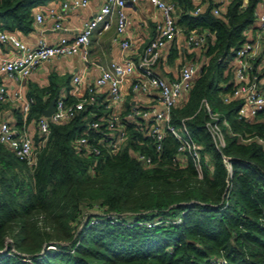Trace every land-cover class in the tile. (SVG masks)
<instances>
[{
  "label": "trees",
  "instance_id": "trees-1",
  "mask_svg": "<svg viewBox=\"0 0 264 264\" xmlns=\"http://www.w3.org/2000/svg\"><path fill=\"white\" fill-rule=\"evenodd\" d=\"M45 1L0 0V28L32 30L34 8ZM171 1L183 33L206 32L199 72L171 109V122L184 120L202 144V174L189 154L175 159L174 134L166 132L155 149L132 121L117 150L77 151L72 140L93 116L87 109L50 122L35 166L0 141V264H264V146L257 139L264 135V108L247 119L238 113L239 98L224 97L260 0H227L219 12L213 10L219 0H206L197 12L193 0ZM177 49L171 46L170 60ZM29 94L27 120L51 98H75L52 77ZM14 113L21 125V112ZM207 119H216L223 144L215 143ZM135 149L152 153L155 163L145 165Z\"/></svg>",
  "mask_w": 264,
  "mask_h": 264
},
{
  "label": "built area",
  "instance_id": "built-area-1",
  "mask_svg": "<svg viewBox=\"0 0 264 264\" xmlns=\"http://www.w3.org/2000/svg\"><path fill=\"white\" fill-rule=\"evenodd\" d=\"M127 1L101 0L98 8L84 20L73 36L61 34L54 41H47L43 36H39L36 43L31 45L16 31L0 28V42H8L11 48L9 49L11 51L7 52L0 44V71L21 79L25 78L38 63L54 54H68L82 49L83 55L86 56L93 29L100 22L102 28H107L111 26L113 19L116 30L114 38L122 47L136 49L130 38L124 35L128 21L125 7ZM149 1L160 8L161 18L157 21L156 33L144 44L136 57L111 59L107 64L100 66L99 72L87 81L85 89L75 98L65 100L63 95L58 96L54 99L50 113H45L43 109L34 119L35 130L32 132L18 128L15 122L7 117H0V141L13 149L30 166H35L38 149L46 143L50 134V122L66 120L79 110L87 109L93 116L86 120L81 132L72 140L77 151L97 155L102 146L117 150L127 141L128 122L132 121L135 127L151 137L155 149L162 146V138L166 132L174 134L179 140L175 159L182 162L183 154H189L198 173L202 174L201 142L192 137L184 120L180 125L171 122L172 106L186 98L200 65L195 59L188 57L180 63L179 70L172 77L155 70L154 66L159 61L162 50L171 46L177 34L182 32V28L175 22L173 1ZM219 1L222 4L223 1ZM87 2L88 0H63V9L50 6L49 11L57 16L54 26L62 25L60 18L65 7L84 5ZM194 3L193 11L201 10L203 6L201 0H194ZM220 4L213 6L214 12L220 11ZM42 19L43 11L38 8L35 10L34 20L40 22ZM253 26L257 28V35L248 36L245 32V38L237 47L232 59L234 73L232 87L224 93L225 99H240L238 113L247 119H252L264 108V72L261 71L264 70V0H260L258 6H255L254 19L246 26V31ZM183 34L187 46L203 47L206 38L204 29H192ZM72 78L76 83L74 88L77 89V84L82 80V73L75 72ZM138 93L145 96V99H138ZM9 96L22 99L21 110L26 116L34 96L29 94L23 97L20 87L10 90L3 81H0V100H5ZM109 98L122 100L123 105L116 106ZM202 102L211 116L216 118L217 115L208 101L203 98ZM205 124L215 143L223 144L224 137L216 119H207ZM35 132L37 138L34 136ZM257 139L264 146V135L259 134ZM133 154L145 165L155 163V157L150 152L135 149ZM223 158L226 160L227 156L224 155Z\"/></svg>",
  "mask_w": 264,
  "mask_h": 264
},
{
  "label": "crops",
  "instance_id": "crops-1",
  "mask_svg": "<svg viewBox=\"0 0 264 264\" xmlns=\"http://www.w3.org/2000/svg\"><path fill=\"white\" fill-rule=\"evenodd\" d=\"M62 1L47 0L37 4L34 9L40 8L43 11V19L40 22L34 20V27L28 32L20 30L16 32L31 45L36 43L39 36H43L47 41H54L61 34L73 36L84 20L93 14L101 2V0H88L84 5L65 7L64 14L60 18L62 25L54 26L57 16L54 12L49 11V7L54 6L56 9H61ZM222 1L221 7L225 5L227 0ZM201 2L204 5L206 0H201ZM125 7L128 21L124 35L130 38L136 49L132 50L129 47H122L119 41L114 38L116 32L114 19L111 26L107 28H102L100 22L90 35L86 56L83 55L82 49L76 50L75 53L54 54L49 59L38 63L25 78L18 79L4 71H0V81H3L10 90L20 87L21 95L24 97L29 95L31 86L47 84L52 77L56 79L61 93L70 92L73 96L78 95L85 89L87 81L99 72L101 65L107 64L111 59L115 58H122L124 56L136 57L144 44L156 33V24L161 18L160 8L149 0H145V4L140 3V0H128ZM244 32H247L248 36L256 37L257 28L253 26L252 28H247L246 31L245 27ZM0 44L7 52L11 51L9 50L11 48L8 42H0ZM172 45H176L178 54L170 60L168 55ZM171 46L165 47L162 50L160 59L154 66L155 70H158L167 77L174 76L177 70H179L180 64L178 63L177 65L178 60L183 61L188 57L197 60L198 57L200 59L204 57L202 48L198 46L189 47L185 44L183 32L177 34ZM75 72L82 73V80L77 84V89L74 88L76 83L72 78ZM67 75H69L68 79H66ZM100 95L102 96L103 93ZM137 98L144 100L145 96L138 93ZM109 100L116 106H120L123 103L122 100L117 101L111 98ZM2 102L5 105L0 109V117L9 118L20 129H27L30 132L35 130L34 119L27 120V115L25 116L22 113L21 98L9 96L5 100H2ZM15 108L22 114L23 120L21 125H18L15 121Z\"/></svg>",
  "mask_w": 264,
  "mask_h": 264
},
{
  "label": "water",
  "instance_id": "water-1",
  "mask_svg": "<svg viewBox=\"0 0 264 264\" xmlns=\"http://www.w3.org/2000/svg\"><path fill=\"white\" fill-rule=\"evenodd\" d=\"M53 104H54V99L51 98V99L49 100L48 105L44 108V112H45V113H50V112L52 111V109H53Z\"/></svg>",
  "mask_w": 264,
  "mask_h": 264
},
{
  "label": "rangeland",
  "instance_id": "rangeland-1",
  "mask_svg": "<svg viewBox=\"0 0 264 264\" xmlns=\"http://www.w3.org/2000/svg\"><path fill=\"white\" fill-rule=\"evenodd\" d=\"M140 3H142V4H145V0H140ZM76 51H74V53H75ZM200 60V59H199ZM199 60L197 59L196 61L198 62V65H200L201 63H199ZM180 62H182V61H180V60H178L177 61V65H178V63L180 64ZM262 72H264V70H261Z\"/></svg>",
  "mask_w": 264,
  "mask_h": 264
}]
</instances>
